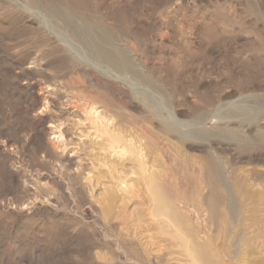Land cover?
<instances>
[{
    "label": "rangeland",
    "instance_id": "1",
    "mask_svg": "<svg viewBox=\"0 0 264 264\" xmlns=\"http://www.w3.org/2000/svg\"><path fill=\"white\" fill-rule=\"evenodd\" d=\"M155 193L264 264V0H0V264H205Z\"/></svg>",
    "mask_w": 264,
    "mask_h": 264
},
{
    "label": "bare ground",
    "instance_id": "2",
    "mask_svg": "<svg viewBox=\"0 0 264 264\" xmlns=\"http://www.w3.org/2000/svg\"><path fill=\"white\" fill-rule=\"evenodd\" d=\"M94 40L97 43L96 45L98 46V49H99L101 55H103L107 60L111 61L115 65H125L126 67H128L126 58H125L123 53L116 54L115 52H112L110 49H108V47L105 46V44L104 45L100 44L98 39L95 38ZM205 164H206V167L208 169V183H209V189H210L206 204L211 211V217L216 218V216H218V212H217L218 205H220L222 202H227V203L229 202V204H230L232 202V200H234V199L232 196H230L231 195L230 190H229L228 186L226 185L223 177H221L222 174L220 173V170L214 164L212 159L207 158ZM143 172H144V170H143ZM242 186H243V183L240 182V180H239V182L237 183V190L240 192H243V191H241ZM150 190L154 191L153 188H151V187H150ZM155 195H156V202H157V205H156L157 210L156 211L159 212L158 214L163 215L164 219L162 220V222L166 223L168 225V227H173L175 225H180L184 228L186 227V231L184 229L182 232H185L186 234H188L192 240V241H190L191 244H190V248H189V250H191L190 252L192 253V255H194L196 258H198L201 263L203 262L205 264H213V263L219 264L218 258L221 256V253H219V255H214L210 251L207 252L209 250V247H206V249H203L202 247H200V245L202 243L200 245L198 244L199 246L196 245V241L194 239L195 236H194L193 232L190 229H188L189 227L187 226L188 225L187 220H186V218H184L181 210L178 209L174 205V203L170 204V203L166 202V200H164V198L162 196L157 195V193H155ZM252 196H255L253 194V192H252ZM246 197L247 196L244 194L241 195L239 201L240 202L244 201ZM233 203H234L233 205L235 206V201ZM236 205H237V203H236ZM249 211L254 213V212H256V209H254L252 207L251 210H249ZM154 216H155V213H151V217L153 219H154ZM256 218L257 217L254 216V218L251 219L252 222L248 224L251 227V229H254V227L256 225H258L259 221ZM243 222L244 221L239 223L237 227H239L240 225H243ZM245 225H247V224H245ZM251 231L254 232V230H251ZM260 234H262V230L261 231L259 230V233H257L256 235L259 236ZM181 235H183V233ZM254 237L256 238V236H250V238H249L247 234H242L241 238L244 239V242L247 245L252 246V243L255 239ZM256 239H258V238H256ZM219 248L221 249V252H225V253L228 252V250L225 249L224 246H220ZM227 254L229 256L230 252H228Z\"/></svg>",
    "mask_w": 264,
    "mask_h": 264
}]
</instances>
